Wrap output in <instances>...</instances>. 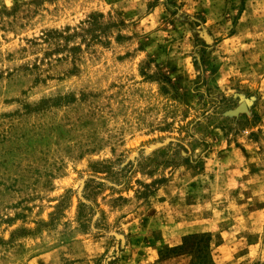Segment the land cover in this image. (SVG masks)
Instances as JSON below:
<instances>
[{"label": "rangeland", "instance_id": "1", "mask_svg": "<svg viewBox=\"0 0 264 264\" xmlns=\"http://www.w3.org/2000/svg\"><path fill=\"white\" fill-rule=\"evenodd\" d=\"M0 264H264V0H0Z\"/></svg>", "mask_w": 264, "mask_h": 264}]
</instances>
